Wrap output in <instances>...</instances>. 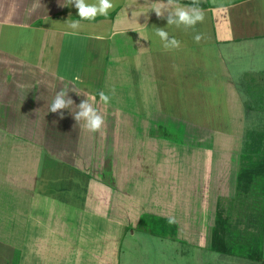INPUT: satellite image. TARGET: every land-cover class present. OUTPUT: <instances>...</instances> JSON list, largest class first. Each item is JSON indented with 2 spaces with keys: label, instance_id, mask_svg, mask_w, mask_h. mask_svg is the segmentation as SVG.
I'll return each mask as SVG.
<instances>
[{
  "label": "rangeland",
  "instance_id": "obj_1",
  "mask_svg": "<svg viewBox=\"0 0 264 264\" xmlns=\"http://www.w3.org/2000/svg\"><path fill=\"white\" fill-rule=\"evenodd\" d=\"M86 47L84 44L85 52ZM98 47L101 46L97 44L96 49ZM102 48L104 49L103 45ZM255 51L250 60V57L240 58L242 62L236 69L229 61L236 74L233 75V80L237 82L238 92L234 96L232 93L216 90L209 82L203 84L199 79L196 81L198 90L189 92L187 100L174 98L175 101L172 102L170 96L174 93L163 94V98H160V92L156 91L157 99L154 100L156 94L140 81L139 72L132 70L134 73L131 75L114 76L116 82L123 83L120 89L125 90L116 88L112 95V90L105 83L104 87L110 91L106 94L112 97L111 107L120 106L123 101L136 107L129 112L130 119L135 120L132 130L137 135H122L124 125L118 123L121 115H112L113 110L106 108L110 103L96 107L105 119L100 132H91L84 126V121L78 123L74 119L77 106H74V113L72 109H64L63 118L59 117L54 124L41 121L27 125L21 114L27 99L23 100L22 96L31 94V97H37L31 98V106L34 107L31 120L34 121L37 118L35 109L43 103L41 98L50 96L51 93L46 89V84H38L31 89V93L27 89L22 93L18 91L17 99H13L14 104L1 99L0 264H260L243 256L239 250L257 245L264 253V233L259 235L252 232L244 234V237L240 236L241 241L233 243L232 254L214 251L208 246L217 210L216 201L220 200L227 214L231 215L233 226H239L242 230L247 227L243 222L247 205L230 201V196L233 192L231 185L234 186L232 175L238 168V152L244 143V135L249 128L256 126L255 119L246 115L243 118L246 111L243 100L245 103L249 99V102L257 106L258 93H255L253 99L249 89L257 91L255 84L264 83V46ZM69 52L70 50L67 55ZM245 52L248 55L246 50ZM7 62L8 60L4 61V64ZM3 68L9 70L6 66ZM38 74L45 83V76ZM9 77L16 79L17 76ZM100 79L106 82L109 78L105 75ZM34 80L37 82L39 79L35 77ZM170 85L171 83L166 87ZM15 86L18 88L17 84ZM131 86L137 87L131 90ZM69 88L72 89L70 86ZM55 89L52 93L56 96L58 91ZM151 90L155 89L152 87ZM157 91H160V87ZM185 92L178 89L175 96L181 98ZM86 95L89 99L90 94ZM228 97L233 101L232 107H227ZM177 100L185 101L177 104ZM90 103L95 104L94 101ZM165 113L167 115H163ZM186 113H189L187 115L196 124H175L173 118H170L171 116L177 120L181 117L180 114ZM58 115L60 116L59 113ZM152 119L159 122L165 119L170 123L167 128L173 135L158 136L174 141L181 148H194L193 153H186V157L178 153L176 159L172 156L170 160H163L164 165L176 163L178 159L191 165L190 178L194 186L191 185L190 190H187L192 193V198L187 191L185 198L184 195L179 199L173 197L171 203L164 204L166 197L154 198L155 191H158L157 195L164 192L157 187H172L173 182H182V179L179 180L176 174L171 173L161 175L155 171L141 174L135 172L137 161L133 156L138 151L134 146L143 149L146 144L145 134L156 131L155 125H149L152 122L142 124ZM127 125L130 130L132 126ZM148 125L149 130L146 131ZM199 125L202 126L201 129ZM152 126L155 131L151 129ZM143 127L145 132L142 131ZM188 127L193 131H185ZM196 127V131L203 135L195 131ZM224 128H229L226 135L220 131ZM22 131H29L31 135H22ZM130 136L135 144L132 147ZM123 148L134 155H122ZM206 148H211L214 153L209 151L206 155ZM115 151L118 152L113 156ZM143 151L147 154L151 152L147 148ZM159 152L154 151L156 157H159ZM128 166L134 171H124ZM143 166L144 169L151 170L149 164ZM182 168L185 167L181 166L180 170ZM91 169L97 175L104 176L103 173L106 172L105 177H112L117 181V185L110 186L92 180L87 195L94 202L87 198L83 200L87 184L83 171L91 172ZM180 173L185 174L186 171ZM173 176L177 181H173ZM170 179L171 183L168 182ZM17 182H22L19 187ZM180 190H185L183 194H186L185 187ZM231 203L236 204V207L231 209ZM147 212L150 213L149 216L145 217L144 225H140L141 216ZM161 216L175 219V234L162 230L164 225L158 220ZM153 223L158 228H146V225ZM43 245L47 246V250L41 247Z\"/></svg>",
  "mask_w": 264,
  "mask_h": 264
},
{
  "label": "crops",
  "instance_id": "obj_2",
  "mask_svg": "<svg viewBox=\"0 0 264 264\" xmlns=\"http://www.w3.org/2000/svg\"><path fill=\"white\" fill-rule=\"evenodd\" d=\"M89 2L92 3L95 0H89ZM113 2L115 7L109 11L107 16L98 15L92 21L80 20V27L72 29L69 24L80 17L74 4L69 5L68 0H0V100L5 99L3 101L12 104L13 99H17L18 91L22 93L27 89V92L31 93V89L38 84H46V89L51 91L50 96L45 95L41 98L43 103L36 107L37 118L34 121L31 120L32 111H34V107L31 106V98L36 99L37 97H31V94L22 96L23 100L27 99L24 101L27 104H23L24 111L21 113L24 123L29 125L45 121L54 124L58 121L60 117L58 113L49 111L55 98L52 93L56 90L55 88L57 91L63 89L74 94L72 96L68 93L75 103L70 107L72 113H74V106H78L82 101L88 99L86 95L88 93L90 94L88 101L91 100L90 102L94 101L95 103L93 107L104 106L105 104L102 105L99 99V92L106 93L108 91L104 87L105 83L110 91L116 90V88L125 90L120 89L123 83L116 82L114 76L131 75L134 73L132 70L139 72L140 81H143L150 91H154L156 94L154 100L157 99L156 92H160V98H163V94L174 93L170 96L172 102L175 101L174 98L187 100L189 92L198 90L196 81L199 79L203 84L209 82L216 90L232 93L234 96L238 92L237 82L235 79L233 80V75L236 74L233 73L229 61L236 69L242 62L240 58L250 57L246 58L250 60L256 52L255 50L264 46V0H200L199 6L204 10L205 19L202 23H197L194 29H184L183 26L177 27L176 25L168 26L166 18L161 19L157 16L154 8L167 7L166 0H113ZM191 3L192 0H177L179 6L191 5ZM166 16L167 12H165ZM153 26L165 28L170 36H175L181 41V47L165 50L160 39L155 36ZM197 33L204 37L199 43L193 39ZM95 43L101 47L96 49L97 44L95 45ZM84 44L87 45L86 52L83 50ZM68 50L70 52L67 55ZM82 59L87 60L82 61ZM7 60V64H4V61ZM3 66L8 67L9 70L4 69ZM13 66L14 68H12ZM38 73L45 76V83L39 78ZM10 75L17 77L10 79ZM105 75L109 79L102 82L100 77ZM221 75H224V78H221ZM35 77L39 79L37 82L34 80ZM76 77L79 79L77 80ZM169 82L171 85L166 87L167 84H170ZM93 83L96 84L92 85ZM127 86L129 89V85ZM152 87L155 90H151ZM159 87L160 91H157ZM135 88L132 87L131 90ZM167 88L170 90H166ZM178 89L187 93H183L181 98L176 97L175 92H178ZM77 94L80 96L78 97ZM228 99L227 107H232L231 97ZM177 102V104L182 103L181 100H177ZM243 104L245 107L244 100ZM111 106L110 102L106 108L113 110L112 115H121L124 118L122 121L119 116L120 121L118 122L124 125L122 135L123 133L124 135H137L132 130L135 120L130 119L129 112L130 109L136 107L131 103L126 104L124 101L120 106L113 105L115 108ZM109 114L111 115V112ZM187 114L189 113L180 114L181 117H178L177 120L171 116L170 118H173L172 121L175 124H196ZM244 115H246V111L243 118ZM150 122L152 123L149 125H155L156 131L152 126L151 129L155 132L149 135L145 134L144 148H136L130 136L131 147L134 146L138 152L134 155L123 148L122 155H126V157L134 155V160L137 161L135 172L138 174L155 171L161 175L176 174L179 180L182 179V182H173V188L170 185L169 187L158 186L157 189L164 190L162 196L157 195L158 191H155L154 198L157 196V198L166 197V201L163 200L164 204L171 203L173 197L179 199L184 195L185 198L187 191L194 183L190 178L191 165L185 164L180 159L176 163L169 162L164 165L163 160H170L172 156L176 159L178 153L186 157V153L188 152V155L193 153L192 149L194 148L186 146L185 150L174 141L171 142L168 138L158 136L173 135L172 131L167 128V125L170 124L168 120L163 119L159 122L152 119L142 122V124L146 125ZM127 124L132 126L130 130ZM149 125L146 131L149 130ZM186 130L188 133L193 131L189 127ZM142 131L145 132L144 127ZM220 131L226 135L229 128ZM21 134L31 135L29 131H22ZM146 148L151 150L150 155L143 151ZM155 150L160 151L159 157H156ZM204 151L207 152L206 155L209 151L214 153L211 148H206ZM116 152L118 151L113 152V156ZM144 164H149L151 170L144 169ZM181 166L185 168L180 170ZM124 171L131 172L134 169L128 166L124 168ZM166 171L168 172L165 173ZM180 171H186V173L181 174ZM175 178L173 181H177ZM168 182L171 183L172 180L170 179ZM21 183L17 182L16 185L19 187ZM91 185L90 182L89 187ZM179 187H185L186 194H183L185 190L182 192L181 188L178 189ZM172 190H174L173 193ZM188 194L192 198V193L188 191ZM86 198L93 201L89 195H85L83 200L85 201ZM153 201L155 203V199ZM219 201H216L215 204L217 205ZM41 247L47 250V246Z\"/></svg>",
  "mask_w": 264,
  "mask_h": 264
},
{
  "label": "trees",
  "instance_id": "obj_3",
  "mask_svg": "<svg viewBox=\"0 0 264 264\" xmlns=\"http://www.w3.org/2000/svg\"><path fill=\"white\" fill-rule=\"evenodd\" d=\"M264 76V75H263ZM258 84V83H257ZM255 84L258 88L249 89L251 96L254 99L255 95L259 99L256 104L249 102L245 104L246 116L256 120V126L248 129L243 138V145L239 151V163L237 170H233L234 186H232V194L230 201L234 203L240 202V205H247V213L245 214L244 223L247 225L245 229H240L239 226H233L230 214H227L226 209L222 204L217 203L215 210V221L211 228V235L209 238L208 246L211 250L219 251L224 254H232L233 243L241 241L240 236L249 235L256 232L260 235L264 233V83ZM254 92V93H252ZM256 93V94H255ZM83 171L86 179V187H84L86 195L89 190V185L92 180H97L105 185H117L115 178L105 177L106 172L102 175H97L94 171ZM138 173V172H137ZM107 175V174H106ZM238 205V206H240ZM231 209L236 207V204L229 205ZM150 213L140 218V225H144L145 217ZM158 220L162 221L164 225L162 230L166 233L175 234L177 230V222L169 223V217H159ZM158 228L155 223L146 225L147 229ZM174 230V231H173ZM245 230V231H244ZM239 232V234H237ZM243 256H247L253 260L264 264V253L257 245L252 247L243 248L239 250Z\"/></svg>",
  "mask_w": 264,
  "mask_h": 264
},
{
  "label": "clouds",
  "instance_id": "obj_4",
  "mask_svg": "<svg viewBox=\"0 0 264 264\" xmlns=\"http://www.w3.org/2000/svg\"><path fill=\"white\" fill-rule=\"evenodd\" d=\"M68 4H74L78 10L79 19L72 21L69 27L72 29H78L80 27V20H95L98 15L107 16L109 11L112 10L115 5L113 0H95L90 3L89 0H68ZM167 7L161 9L159 7L154 8L157 16L161 19H167L168 26L176 25L177 27L183 26L184 29H194L197 23H202L205 19L204 10L199 6L200 0H192L191 5L179 6L177 0H166ZM165 12L167 16L165 17ZM154 33L158 37L165 50H174L181 47V41L175 36H170L169 32L165 28L155 27ZM143 38V37H142ZM203 35L197 33L193 39L196 43H199L203 39ZM78 80L79 77H76ZM115 94V90L112 89V95ZM111 96L104 91L99 92V99L104 104L111 102ZM75 104L74 101L68 96V92L60 90L57 92L53 102L51 103L49 111L52 113H59L63 118L64 109H70L71 105ZM78 111L73 114L74 119L79 123L85 122V127L91 132H100L105 125V119L100 114L97 108L93 107L92 103L88 99L82 101L78 106ZM174 218H169V223H174Z\"/></svg>",
  "mask_w": 264,
  "mask_h": 264
}]
</instances>
